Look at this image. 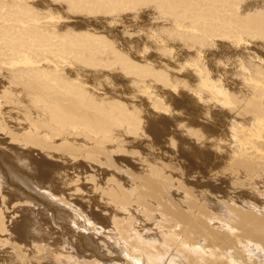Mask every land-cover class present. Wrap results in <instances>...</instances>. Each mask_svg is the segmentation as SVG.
<instances>
[{"label":"bare ground","instance_id":"6f19581e","mask_svg":"<svg viewBox=\"0 0 264 264\" xmlns=\"http://www.w3.org/2000/svg\"><path fill=\"white\" fill-rule=\"evenodd\" d=\"M218 45L210 62L233 69L218 67L230 89L203 59ZM263 52L264 0H0V264H264ZM121 76L142 97L161 84L253 113L232 123L228 151L215 143L228 188L186 167L182 152L208 151L204 126L174 121L181 139L156 143L134 92L116 94ZM162 99L153 109L172 116ZM45 160L71 171L55 172L62 192L39 190ZM32 199L60 212L40 218Z\"/></svg>","mask_w":264,"mask_h":264},{"label":"rangeland","instance_id":"374dc122","mask_svg":"<svg viewBox=\"0 0 264 264\" xmlns=\"http://www.w3.org/2000/svg\"><path fill=\"white\" fill-rule=\"evenodd\" d=\"M87 20V17L86 18H83L82 19V17L80 18V17H78V18H72V19H70V20H72V21H68L69 22V25H70V27H72V28H74V29H77V28H79L82 24H83V22H84V20ZM89 19V18H88ZM93 20V19H92ZM74 21V22H73ZM73 22V23H72ZM79 24H78V23ZM77 23V24H76ZM82 23V24H81ZM81 24V25H80ZM128 26H137L136 25V23H129L128 24ZM76 27V28H75ZM131 28L129 27V30H130ZM133 39L134 40H136V38H134L133 37ZM247 47H252L251 48V50L252 51H254V52H256L257 54H259V52H258V50H255L254 49V46H252V45H249V46H247ZM220 48H221V46L220 45H218L215 49H209L210 50V52L208 53V54H205L204 53V55H203V59L204 60H206L207 62H205V64H206V66H207V69L208 70H210L211 71V74L215 77V79H213L214 81H219L222 85H224L225 87H227L228 89H230V87H231V85H232V83H233V81H231L230 79H224V78H221V79H218V67H222V66H219V65H216L214 62H210L211 61V57H212V53H217V52H219V50H220ZM153 54L155 55V53L153 52ZM175 55H176V60L177 61H181L185 56H187V55H189V52H184V54L183 55H181L180 54V52L179 51H175ZM263 55H264V52H263ZM158 57V58H157ZM217 57V56H216ZM214 59V58H213ZM152 60L153 61H155V62H153V63H155L156 64V62L157 63H159V65H161V66H163V67H166V62H160V61H162V60H159V56H154L153 58H152ZM176 60H174V61H172V63L170 64L169 62H167L168 64V66L169 67H166V68H170L171 66H173L172 68L173 69H170V71H172L173 70V72H171L172 74L174 73V74H178V76L179 75H183V74H188V73H190L189 75H188V77H185V78H187L186 80H193V81H196L195 80V73H192L191 72V67H188V68H186V69H184L185 67H183V71L181 70V71H179L178 69H179V67H180V65L183 63V62H176ZM215 60V59H214ZM166 61V60H165ZM204 63V62H203ZM222 64V63H221ZM176 67H178V69L176 68ZM224 67V69L225 70H227V69H230V70H232L233 71V69H231V68H226L225 66H223ZM167 69V70H168ZM169 72V71H168ZM112 75V76H111ZM111 79L113 80L114 79V76L116 77V74L115 73H111ZM116 80H117V78H116ZM192 81V83H194ZM191 82V81H190ZM116 83H117V85L114 87V88H116L118 85V87L116 88V89H120L121 91H122V93H123V95H121L122 97L124 96V97H128L129 98V95H132V93L134 94V96H131L130 98H129V100L130 99H132L133 100V98L136 100V102H135V100H133L134 101V103H135V105H136V107L138 108H140V110L141 111H143L144 113H142L143 114V116H144V120L145 119H149L148 121L147 120H145V121H147V125H148V122L150 123V121H151V123L149 124V125H151L153 128H152V138H154L153 140L156 142V143H160L161 145H164L166 148H168V144L169 143H171L169 140V138H172L171 139V141H173V140H179V139H181V136H180V133L178 132V130H177V127L175 126L176 124H175V122L178 120L179 122H181V123H184V124H187V123H189V125L190 126H193V127H197V125H199L198 127H200V126H204V128L209 132V135H210V138H208L207 139V150L208 151H206L205 150V152L204 153H201V154H198V155H194V156H191V155H189V153H187V152H182L183 154H185V155H187V156H184V159L187 161H185V164H186V167H187V169L188 170H192V169H194L195 171L196 170H198V172H200V176H203L202 174H204V175H206V176H204L205 178L206 177H208V178H210V179H216L217 180V182L219 181V183H218V185L220 186V188L222 189V190H225L226 189V187L228 186V183L226 182V180H224V175L220 172V171H222L221 170V167L220 166H222V164H223V161H224V159L225 158H222L221 156H223L222 154H224L226 151H228L229 150V148L231 147V143L229 142L230 140H231V137L229 136V133H230V130H231V128L234 126L232 123L234 122V121H236V122H238V123H243V122H246L247 121V119L249 120V118L251 119V116L253 115V113H252V115H248V113L247 114H244V113H241V114H236L235 116L236 117H234V114H235V111L234 112H232V111H228L226 108H221V106L220 105H217L216 104V106L215 107H213L214 105L213 104H209L208 103V99H212V97L210 96V94L209 93H207V94H205L204 96H203V98H205V100H204V102L202 103L201 101H199L198 99H196L195 97H192L193 95H189L188 94V92H186V91H183V90H177V91H169V89H167L168 87H164V86H162L161 84L159 85V84H157V85H155V84H153L154 86H152L153 88V90L152 89H150L151 91L148 93V94H152L151 96H150V98L151 99H153V98H155L156 97V95H157V97L158 98H160V99H162V98H164L165 99V101H163L164 99H162V102L164 103V107H167L168 108V110H167V113L168 114H170V112L172 111V110H174L175 112H176V114H175V112L173 113V115L170 117V116H166L165 115V113H160V111H158V110H154L153 109V106L151 105V103H150V101H151V99L149 98V97H146L148 94L147 93H145V95H143V97H142V95H141V93H136L135 91H132V86H130V90H128V87L129 86H127V84H129V79L127 80L126 78H125V81H123V79H122V76H121V78L119 79V80H117L116 81ZM129 85H131V84H129ZM158 85H159V88L157 89V90H155L154 91V87H155V89H156V87H158ZM235 85V84H234ZM164 87V88H163ZM108 90L109 91H111V92H113V90H114V88L112 89V86L110 85V86H108ZM125 88V89H124ZM127 88V89H126ZM106 89H107V87H106ZM115 89V90H116ZM117 90L116 92L114 91V94L116 93V94H118V95H120V94H122L121 93V91L120 90ZM161 89H162V91H163V93H162V91H161ZM163 89H165V90H163ZM134 90V89H133ZM128 91H129V93H128ZM154 91V92H153ZM119 92V93H118ZM152 92V93H151ZM168 92H170V93H168ZM131 93V94H130ZM115 94V95H116ZM135 94H137V95H141V97H140V95L139 96H137V95H135ZM143 94V93H142ZM162 94V95H161ZM164 94V95H163ZM153 95H155V96H153ZM158 95H160V96H158ZM136 96V97H135ZM138 97V98H137ZM139 98H141V99H139ZM144 99H145V101H144ZM150 99V100H149ZM130 101L131 103L133 102V101ZM141 100V101H140ZM198 100V101H197ZM140 102H141V104H140ZM138 105V106H137ZM140 105H142L141 107H140ZM150 105V106H149ZM170 106V107H169ZM176 108V109H175ZM145 110H148V112H145ZM150 111V112H149ZM225 111V112H224ZM226 112L227 113H229V115L228 114H226ZM146 113V114H145ZM225 113V114H224ZM230 113H232V114H230ZM234 113V114H233ZM153 115V119L152 120H150V117L151 116H149V115ZM14 115V114H13ZM146 115H148L147 117H149V118H147L146 117ZM227 115V116H226ZM241 115V116H240ZM246 117H245V116ZM142 116V117H143ZM237 116H238V119H237ZM249 116V117H248ZM146 117V118H145ZM239 117L241 118V119H239ZM243 117H244V120H243ZM21 118V117H20ZM170 118H172V119H170ZM210 118H212V119H210ZM14 119L15 118H13V121L12 122H14V124H15V122L16 121H14ZM192 120V121H191ZM201 120V121H200ZM230 120V121H229ZM246 120V121H245ZM175 121V122H174ZM183 121V122H182ZM212 121V122H211ZM228 121H229V123H228ZM251 121V120H250ZM195 122V123H194ZM231 122V123H230ZM18 123V124H17ZM16 124L17 125H20L21 123H19V122H17ZM180 123V124H181ZM193 125H192V124ZM24 124V123H23ZM23 124H21L20 125V127L21 126H23ZM183 124V125H184ZM202 124V125H201ZM231 124V125H230ZM148 125V126H149ZM151 126H149V128H151ZM165 126V127H164ZM232 126V127H231ZM174 130V131H173ZM227 131V132H226ZM224 134H223V133ZM173 133V134H172ZM175 134V135H174ZM154 135V136H153ZM168 136V137H167ZM229 136V137H228ZM174 137V138H173ZM178 137H180V138H178ZM165 138H167V139H165ZM212 139V140H211ZM165 140V141H164ZM166 140H167V142H166ZM209 140V141H208ZM169 141V142H168ZM166 142V143H165ZM216 142H219L218 143V145H219V147H220V150L222 151V154H217L216 152H215V148H216ZM161 145H160V148H162V149H165L164 147H161ZM160 148H157V149H160ZM205 148V149H206ZM226 150H225V149ZM192 157V158H191ZM197 157V158H196ZM39 158V157H38ZM191 159L193 160H196V161H191ZM198 159L200 160L199 162H197L198 161ZM202 163V165H201V163ZM54 163V164H53ZM197 163V164H196ZM214 163L216 164V165H214ZM51 164V165H50ZM189 164V165H188ZM194 164V165H193ZM188 165V166H187ZM195 165H197L198 167H200V168H195V167H197V166H195ZM51 166H52V168H51ZM201 166H202V168H201ZM190 167H192V168H190ZM49 168V169H48ZM51 168V169H50ZM209 168H210V170H209ZM200 169V170H199ZM206 169L207 170H209L211 173L213 172V171H215V172H213L212 174L209 172V171H207L206 172ZM217 170H219V171H217ZM56 171H62L61 172V174L63 173H66L67 171H69L68 172V175H71V171L70 170H68V169H61V167H60V165L58 164V161H56V160H50V161H47V160H45L44 162L43 161H41L40 162V164H39V171H38V177H37V181H38V183H39V190L40 191H42V192H45V191H47V188L46 187H48L49 185H51V184H54L55 186H56V189L58 188L59 190L58 191H61L62 192V190H64V188L59 184L60 182H59V179L61 178V176H58L57 174H55V172ZM209 172V173H208ZM219 172V173H218ZM202 173V174H201ZM208 173V174H207ZM214 173H216V175L214 174ZM60 174V175H61ZM67 174V173H66ZM211 174V175H210ZM217 174H219L218 176H217ZM221 175V176H220ZM210 176H212V177H210ZM216 178H215V177ZM223 177V179H220V177ZM29 177V176H28ZM217 177H218V179H217ZM31 180H32V178L31 177H29ZM222 180V181H221ZM224 180V181H223ZM33 181H35V180H32V182ZM221 182H225L224 184L226 185H222L223 183H221ZM82 187H83V184L81 185ZM223 186V187H222ZM225 186V187H224ZM44 189H43V188ZM89 187V186H88ZM46 188V189H45ZM228 188V187H227ZM86 189H87V187H86ZM89 189V188H88ZM87 189V190H88ZM55 195H57V194H55ZM86 197V196H85ZM9 200H10V203L12 204V205H14V200H13V197L12 196H10L9 195ZM25 200H28V199H25ZM24 200V201H25ZM33 200V199H32ZM76 200V199H75ZM95 200H97V199H95ZM76 201H78V200H76ZM42 201H34L33 200V203L36 205V207H37V209L39 210V214H40V218L42 217H45L44 219H46V218H48V219H52V217H56V214H58L57 212L59 211L58 209L57 210H55L56 209V207H52V205H46L45 207H44V205L43 204H45V203H41ZM52 208V210H51V208ZM48 208V209H47ZM50 209V210H49ZM48 211V212H46V211ZM51 211V212H50ZM60 212V211H59ZM21 213H23V212H20V214ZM43 213L46 215H43ZM48 213H51V214H49V216H47V214ZM55 213V214H54ZM65 214V213H64ZM64 214H62L61 215V217H63L64 218ZM52 215H54V216H52ZM69 219V220H68ZM98 219H102V218H98ZM40 220V219H39ZM71 219L70 218H67V219H63L62 221H64V223L66 224V227L67 228H72V223H70V222H72V221H70ZM40 221H42V219L40 220ZM22 223H23V218H22V222L21 223H18V229L20 230V226L22 225ZM50 223H51V221H50ZM48 224V227H50V225L51 224ZM17 231V235L19 236L20 235V231ZM72 233H73V231L72 230H69V232L68 233H66V236H71L72 235ZM22 238V237H21ZM25 238V237H24ZM86 239V242L87 241H89V242H94L95 244H98L97 246L99 247V241H97L96 240V238L95 237H93V236H89V237H85ZM26 240V239H25ZM85 242V243H86ZM1 251H0V253H6V256H7V254H8V250L7 249H0ZM5 251V252H4ZM8 251V252H7ZM3 253L2 254H0L1 256H3ZM5 255V254H4ZM0 263H2L1 262V260H0Z\"/></svg>","mask_w":264,"mask_h":264}]
</instances>
